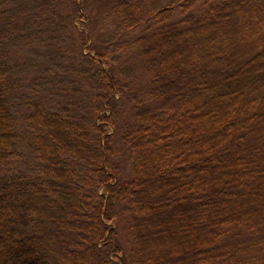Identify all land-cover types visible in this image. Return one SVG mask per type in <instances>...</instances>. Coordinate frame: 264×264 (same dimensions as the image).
<instances>
[{"label": "trees", "instance_id": "16d2710c", "mask_svg": "<svg viewBox=\"0 0 264 264\" xmlns=\"http://www.w3.org/2000/svg\"><path fill=\"white\" fill-rule=\"evenodd\" d=\"M0 264H264V0H0Z\"/></svg>", "mask_w": 264, "mask_h": 264}, {"label": "rangeland", "instance_id": "374dc122", "mask_svg": "<svg viewBox=\"0 0 264 264\" xmlns=\"http://www.w3.org/2000/svg\"><path fill=\"white\" fill-rule=\"evenodd\" d=\"M77 1H79L80 3L82 2V0H77ZM82 22H84V20H80V23H82ZM80 23H78L80 29H81V30H84V28H82V27L80 26ZM83 27H84V26H83ZM108 29H109V26H108V27L100 26V27L98 28V31H99V33L104 37V35L106 34V32H107ZM122 234H123V232H122V230L120 229V235L122 236ZM123 237H124V241H125V244H124V242H123L124 247H125V248H128V247H127V246H128V239H127V236L123 234ZM122 241H123V240H122Z\"/></svg>", "mask_w": 264, "mask_h": 264}]
</instances>
